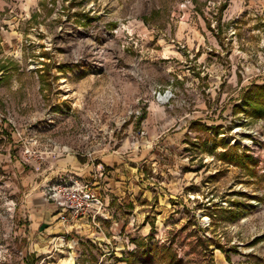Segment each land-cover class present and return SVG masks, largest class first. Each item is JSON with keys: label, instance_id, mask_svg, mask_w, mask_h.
<instances>
[{"label": "rangeland", "instance_id": "374dc122", "mask_svg": "<svg viewBox=\"0 0 264 264\" xmlns=\"http://www.w3.org/2000/svg\"><path fill=\"white\" fill-rule=\"evenodd\" d=\"M262 85L264 0H0V264H264ZM103 154L110 241L25 236L28 188Z\"/></svg>", "mask_w": 264, "mask_h": 264}, {"label": "crops", "instance_id": "0c3cea01", "mask_svg": "<svg viewBox=\"0 0 264 264\" xmlns=\"http://www.w3.org/2000/svg\"><path fill=\"white\" fill-rule=\"evenodd\" d=\"M96 158H99L101 160L100 163L85 164L81 163L78 158L73 156L70 158H65L63 159V163L61 165V171L54 175L52 179L49 178L51 173L49 175L48 173H45V179L42 180V182L38 186L33 187V185H31V187L28 188V193L26 194L27 200L25 199V201L29 212L28 226L31 231H24L23 233L25 236L30 233L31 236H39V238L44 239V237H40L39 234L44 235L45 230H50L49 232H51L53 230L51 225L56 219L59 224L68 225L70 227L69 232L75 231L76 233H78L80 240L90 241L94 245H101L102 241H105V239L110 241V239L105 234L104 226L107 220H110L111 218L114 219V203L117 202L116 205H124L127 193L132 194L133 190L131 184H128L127 182L130 178L118 174L120 170L115 167V163L117 160L115 159V157L103 154ZM106 167L109 168L107 172L105 171ZM64 173L79 177L83 180H86V177L91 176V178L95 180L94 185L99 194L104 198L109 216V219L107 220L101 219L102 230L94 225L89 216H84L79 220L66 223H63L59 220L60 211L54 203L46 199V197L44 196L43 187L48 181L56 179L59 175ZM132 197H134V195H131L129 200H132ZM134 203L136 202L134 201ZM143 206L144 205H141V207ZM139 215L137 214L138 220H140L141 217ZM136 219L137 218H135L134 221ZM113 223L114 225L112 226ZM117 226L118 222L114 220L111 221L110 230H112V238H116L114 229ZM55 238L65 239L66 236L59 235ZM124 248L125 247H123V249ZM127 248L129 249V246ZM119 264H128V262L126 259H122L119 261Z\"/></svg>", "mask_w": 264, "mask_h": 264}, {"label": "built area", "instance_id": "2783aa9c", "mask_svg": "<svg viewBox=\"0 0 264 264\" xmlns=\"http://www.w3.org/2000/svg\"><path fill=\"white\" fill-rule=\"evenodd\" d=\"M156 95L159 102H168L173 94L166 89L156 91ZM43 191L46 199L58 207L59 220L63 223L89 216L94 225L102 230L101 219H109L104 198L90 181L64 173L48 181Z\"/></svg>", "mask_w": 264, "mask_h": 264}, {"label": "trees", "instance_id": "16d2710c", "mask_svg": "<svg viewBox=\"0 0 264 264\" xmlns=\"http://www.w3.org/2000/svg\"><path fill=\"white\" fill-rule=\"evenodd\" d=\"M258 89L262 90L261 95L264 96V86L262 85V86L258 87ZM256 108H257V110H259L260 114H264V105H262V103L257 104Z\"/></svg>", "mask_w": 264, "mask_h": 264}]
</instances>
